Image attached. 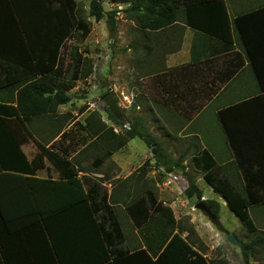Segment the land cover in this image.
<instances>
[{
  "label": "trees",
  "instance_id": "16d2710c",
  "mask_svg": "<svg viewBox=\"0 0 264 264\" xmlns=\"http://www.w3.org/2000/svg\"><path fill=\"white\" fill-rule=\"evenodd\" d=\"M119 2L109 0V3ZM122 2L128 4L122 11L124 18L140 30H161L174 24L181 13L185 26L196 35L217 41L221 44L220 50H229L235 43L244 53L262 94L243 104V110L235 116L239 107L219 115L228 136L238 129L239 134H246L239 141L254 137L259 144L252 147L253 150L256 154L264 153V47L260 44H264V7L230 19L224 0ZM102 4L103 0H91L86 17L78 9L76 0H0V44L5 43L0 47V90L11 94L10 98H0V264H228L219 259H206L181 235L183 229L178 227L170 208L154 200L149 208L140 203H125L129 219L146 244L145 249L125 250L123 228L111 212L119 203L114 195H99L100 188L95 182L85 187L77 177L75 160L65 157V151L59 149L60 155L34 139V129L32 131L28 123L30 118L55 114L60 105L71 101L67 92L74 82L92 75V64L84 59L79 73H71L67 80L54 79L64 40L78 31L85 38L89 33L88 20L93 18L98 22L104 16ZM114 14L115 11H111L109 19L113 20ZM8 43L16 45L14 51L7 48ZM15 49L16 58L11 57ZM235 57L240 62L236 64L238 68L243 60L240 53L235 52ZM10 72L16 73L17 78L3 81ZM234 72L225 76L217 74L216 78L222 81ZM108 116L123 125L109 110ZM91 120L96 122L95 117H88L84 129L89 128L94 140L99 138L106 147L94 160L95 167L138 138L149 146L157 167L166 173L175 169L184 172L181 160L172 161L166 155L140 118H136L123 135L115 134L112 128L103 130L102 123L92 126ZM29 141L38 149L30 160L22 150ZM229 142L232 150L242 152L235 148L232 140ZM252 160L237 157L236 163L219 165L203 151L190 162L248 233L255 231L248 209L264 204V159L258 163V172L250 170ZM45 161L53 166L58 178L36 176L41 170L47 172ZM184 176L187 183L177 180L185 196L200 199L201 191L193 175L185 173ZM204 203L219 224L218 203L212 200ZM153 212L158 213V217L151 220ZM262 242L263 239H258L242 243L240 250L246 264L253 246Z\"/></svg>",
  "mask_w": 264,
  "mask_h": 264
},
{
  "label": "rangeland",
  "instance_id": "374dc122",
  "mask_svg": "<svg viewBox=\"0 0 264 264\" xmlns=\"http://www.w3.org/2000/svg\"><path fill=\"white\" fill-rule=\"evenodd\" d=\"M89 1L78 0L80 12L86 17ZM119 1L121 5L123 0ZM109 4L115 3L103 0V18L98 22L93 18L88 20L89 33L85 38L80 36V31L73 32L60 55L61 64L59 63L58 75L63 80H67L73 72L79 73L84 65V59L90 60L92 64V75L86 79L76 80L70 89L71 101L65 109L66 124L61 133L62 139L65 143L68 142L69 147L75 144L76 156L71 160L79 159L78 166L75 168L77 176L84 182L85 187L87 183H97L100 188L99 195L103 193H106L108 197L114 195L115 201L119 203L112 208L111 212L120 222L125 233L133 228H131L132 224L125 209V203H140L141 206L148 207L154 200L155 203L170 208L178 227L183 229L181 235L208 260L219 259L228 264H246L240 247L242 243L253 240L252 234L247 232L239 219L227 209L222 198L212 191L204 182L202 174L198 170L195 171L190 163L183 164L184 172L193 175V180L201 191L200 199L196 196L187 198L181 184L187 183L185 176L181 175L185 173L174 172L180 169L166 173L163 168L157 167L149 146L138 138L128 142L97 167L93 165L96 157L103 154L106 147L98 140L99 138L94 140L89 128L84 129L88 117L96 119L95 123L91 120L92 126L97 127L102 123L103 130L112 128L113 132L119 135H123L125 129H128L136 118H140L147 132L162 144L166 155L172 159L180 157L191 139L183 137L185 134L183 132L182 137L176 140L169 136L168 132H172L177 116L158 110L156 112L153 106L156 100L153 80L142 74L139 50L134 51L128 48L136 32H132L130 23L115 14L114 27L107 25V22L111 20L109 15L112 11ZM83 21L87 22L85 18ZM110 91L113 92V100L119 107V118L123 119L118 121L123 125H118L108 116V108L103 102V97ZM124 98H127L128 103ZM214 114L213 107L205 111L202 127L203 131L206 130L208 138L217 142L215 132L212 131V129L218 131ZM196 115L195 112L191 113V119H196ZM183 121L185 120H181ZM172 138L173 140H170ZM95 141L96 145H93ZM23 149L28 157L38 153V149L31 142ZM72 152L73 150L69 149L63 155L70 157ZM46 166L48 174L45 169L39 172L40 175L58 178L59 175L53 166L47 162ZM100 173L104 175L102 178L92 176ZM176 178L181 179V183ZM206 200L218 203L219 224L214 225L208 216L196 208L200 201ZM157 215L158 213L153 212L150 219L158 217ZM261 222L258 225H262ZM229 235H233L241 245H231L227 241ZM248 264H264V247L252 248Z\"/></svg>",
  "mask_w": 264,
  "mask_h": 264
},
{
  "label": "crops",
  "instance_id": "0c3cea01",
  "mask_svg": "<svg viewBox=\"0 0 264 264\" xmlns=\"http://www.w3.org/2000/svg\"><path fill=\"white\" fill-rule=\"evenodd\" d=\"M224 2L230 19H233L236 15H242L249 11H256L264 7V0H224ZM76 3L79 9L78 0H76ZM121 3L123 9L128 7L127 3ZM124 19L132 25V32H136V35L132 37V41L129 43L128 48L134 51L139 50L138 56L140 58L139 64H142L140 65L142 66V74L144 77H151L153 80L156 97L153 106L156 109V112L158 110L165 114H172L174 117L175 115L177 116L175 118V124L171 130L172 132H168L169 136H172L176 140V138L182 137L183 132L185 133L183 134V137L191 138L180 157L170 159L172 161L181 160L183 166L186 162H192L193 157L200 155L203 151H207L209 155L219 163V165H224L231 161L236 163L237 157L241 160H243L244 157L253 159L251 162L253 165L250 170L258 172L260 170L258 163L263 162L262 159H264V153L256 154L252 147L258 145L259 141L252 136L253 139L239 141V139H242L246 134H239L238 129H235L233 135L228 136L219 115L231 108L239 107L234 113L235 116L237 112L243 110V104H248L251 100L258 98L262 94L259 91L252 70L248 66L244 53L235 46V43H233L231 49H224L223 51L220 50L222 47H220L221 44L217 41L196 35L193 30L184 25L181 13L178 14L177 21L174 24L154 32L140 30L131 20L127 18ZM66 41L67 39L64 40L60 47L56 68L57 71L61 64V51L63 50ZM260 44L264 47V44ZM1 46H5V43L0 44V47ZM7 48L10 51H14L16 45L8 43ZM32 48L35 49L36 46L34 47L32 45ZM16 51L17 50L15 49V53L11 57L16 58ZM235 52L240 53L243 60V63H241L238 68L237 65L240 62L235 57ZM232 70H235V72L232 76H229V78L225 77L222 81L216 78L217 74L225 76L226 74H230V71ZM16 78L17 74L10 72L7 75L5 74L3 81H13ZM38 78H40V76H37V79ZM54 79L63 80V78L60 79L58 72L54 75ZM212 79H214L213 83H211ZM216 90L219 93H216ZM69 92H71V90L67 93L69 94ZM7 97L10 98L11 94L6 90H0V98ZM13 105L15 106V104ZM67 105L70 104L67 103L60 105L57 108L56 113L53 115H42L30 118L31 120L28 123L30 129H34L33 136L35 140L45 143L47 148L52 147L55 151L60 152V155L61 151H59V149H61V147L62 150H66V152L71 149L73 152L68 159H73V157L76 156L75 144L73 143V145L69 147L68 142L65 143L61 137V133L66 124V118L64 116L67 114L65 111ZM210 107H213L215 111L214 116L218 131L213 129L212 131L215 132L217 142L209 139L208 135L205 133L206 130L203 131L202 127L204 113ZM193 112L197 113L196 119H191L192 117L190 115ZM181 120H185L183 121L184 123L181 122ZM248 133L249 135L255 134V132ZM168 134L166 135L167 137ZM173 138L170 140H173ZM230 140L233 141L235 148H238L242 152L232 150L229 142ZM220 141L222 142V145ZM30 142L35 146L32 141H29L24 146H27ZM158 143L162 146L160 142ZM24 146H22V150H24ZM27 158L29 160L31 159V157L28 156ZM77 161H79V159H76L73 164L75 168L78 166ZM194 170L197 171L195 168ZM174 172L181 173V169ZM237 174L240 175L239 171H237ZM181 175L184 176L185 174ZM36 176L39 178L48 177H43L39 172ZM92 176L102 178L104 175L103 173H100L93 174ZM52 179L55 178L53 177ZM240 187H242V183L240 184ZM248 212L255 227V231L250 233L253 236V240L248 243L263 239V242L260 245L256 244L253 246V248H263L264 204L252 206L248 209ZM260 221H262V225H258ZM131 228L132 229L128 233H125L123 229L124 240L122 242V247L125 250L130 251L145 249L146 244L142 240V236L138 229L133 224L131 225ZM153 238H155V236ZM156 247L157 245L152 248L154 252L157 249ZM158 254L159 252L157 255ZM151 255V258L154 260L155 257H153V252Z\"/></svg>",
  "mask_w": 264,
  "mask_h": 264
},
{
  "label": "water",
  "instance_id": "95a60500",
  "mask_svg": "<svg viewBox=\"0 0 264 264\" xmlns=\"http://www.w3.org/2000/svg\"><path fill=\"white\" fill-rule=\"evenodd\" d=\"M107 25L109 27H114L115 25V21L114 20H110L107 22ZM103 102L106 105V107L108 108L109 112L116 118L119 119V121H122L123 119H120V113H119V107L117 106V104L115 103V101L113 100V92L110 91L109 93H107L106 95H104L103 97ZM179 171V170H177ZM196 208L201 211L202 213H204L206 216H208L210 218V220L214 223V225L216 224V220L215 217L213 215V213L211 212V210L209 209V207L203 202L200 201L197 205ZM227 241L234 246H240L241 243L238 242L233 235H229L227 237Z\"/></svg>",
  "mask_w": 264,
  "mask_h": 264
},
{
  "label": "built area",
  "instance_id": "2783aa9c",
  "mask_svg": "<svg viewBox=\"0 0 264 264\" xmlns=\"http://www.w3.org/2000/svg\"><path fill=\"white\" fill-rule=\"evenodd\" d=\"M109 6V8L112 10V11H115V15L117 16V17H120V18H122L123 17V7L121 6V5H119V4H109L108 5ZM124 100H125V102H127L128 103V100H127V98H124ZM177 179V178H176Z\"/></svg>",
  "mask_w": 264,
  "mask_h": 264
}]
</instances>
